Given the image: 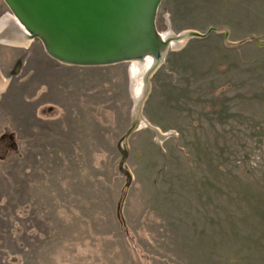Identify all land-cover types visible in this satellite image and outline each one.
Segmentation results:
<instances>
[{"label":"rangeland","instance_id":"374dc122","mask_svg":"<svg viewBox=\"0 0 264 264\" xmlns=\"http://www.w3.org/2000/svg\"><path fill=\"white\" fill-rule=\"evenodd\" d=\"M155 23L206 34L146 80L0 39V264H264V0H162Z\"/></svg>","mask_w":264,"mask_h":264},{"label":"water","instance_id":"95a60500","mask_svg":"<svg viewBox=\"0 0 264 264\" xmlns=\"http://www.w3.org/2000/svg\"><path fill=\"white\" fill-rule=\"evenodd\" d=\"M161 1L8 0L50 53L83 64L141 59L162 45L168 48L170 38L162 39L156 30ZM205 34L193 31L190 37Z\"/></svg>","mask_w":264,"mask_h":264},{"label":"bare ground","instance_id":"6f19581e","mask_svg":"<svg viewBox=\"0 0 264 264\" xmlns=\"http://www.w3.org/2000/svg\"><path fill=\"white\" fill-rule=\"evenodd\" d=\"M16 20H18L17 22L20 23V27L19 28L16 27V29L12 28L14 26L6 19V17L1 21L0 23L1 39H3L6 42L14 41L15 43H19V44L20 43L26 44L28 41H30L33 38L35 33L32 30H30L23 23L21 19L16 18ZM192 32L193 31H186L177 36L170 35V36H165V37H169L170 40H172L173 42V46L177 47L180 44H182L181 43L182 41L181 42H178V41L189 38ZM167 49H168L167 46L162 45L158 52L152 51V52L147 53L141 59H134V61L142 62V63H139L138 70L140 74L142 73V71H145L144 73L145 80L147 79L146 77L147 72L152 71L156 67V65L163 59V56L165 52L167 51Z\"/></svg>","mask_w":264,"mask_h":264}]
</instances>
